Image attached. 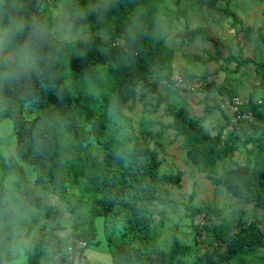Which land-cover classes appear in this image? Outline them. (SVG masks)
Returning <instances> with one entry per match:
<instances>
[{"label":"trees","instance_id":"trees-1","mask_svg":"<svg viewBox=\"0 0 264 264\" xmlns=\"http://www.w3.org/2000/svg\"><path fill=\"white\" fill-rule=\"evenodd\" d=\"M50 1L61 0H0V24L16 20L22 25L4 36V43L0 44V123L9 117L16 139L14 153L5 156L0 136V227L11 226L16 208L27 214L28 220L21 223L34 232L27 264L85 261L83 249L97 242L98 217L102 218L112 264H264V228L259 219L248 223L239 216L232 221L224 216L227 207L193 205L194 189L187 214L194 245L182 244L174 235L167 250L160 246L153 227L154 202L163 184L178 185L185 173L161 172L159 152L144 133L157 125L174 130L182 137L186 156L198 172L241 203L261 211L263 136L246 133L245 140L255 143L257 153L243 162L233 160L238 146L231 143V134L222 138L231 120L218 104L209 105L204 100L205 112L219 110L225 119L218 131L211 133L201 118L192 117L183 106L175 107L159 91L163 83H173V55L161 53L163 38H156L149 29L138 52L117 44L144 0H106L93 9H84L88 0H62L71 16L82 13L72 20L71 32L78 31L83 37L67 40L52 32L54 14ZM217 1L207 3L213 6ZM223 10L232 27L239 25L243 32L251 30L228 5ZM176 13L184 19L180 34L183 41L190 44L200 37L213 43L215 56L211 59L223 62L216 71L227 70L233 63V71L250 63L257 73L264 71V61L246 57L243 48L222 57L217 42L203 26L192 28L184 9L179 8ZM105 27L111 33L108 38L95 34ZM256 37L264 47L260 30ZM25 46L35 57L33 67L27 69L18 63ZM121 56L125 63L118 65ZM112 75L116 79L109 90L111 97L134 99L142 84L144 90L139 96L143 109L153 113L163 104V114L171 118L170 122L165 124L157 116L142 118L138 135L130 116L103 89ZM203 87L214 95L234 96L224 84L210 82ZM235 114L241 119L248 117L251 130L264 133V112L253 101L238 105ZM19 158L32 165L34 178L27 177ZM224 158L231 164L217 174L215 167ZM36 187L76 193L69 213L74 217L72 230L79 229V234L60 257L56 252L61 249V241L54 231L65 224L64 209L42 197ZM79 241L85 243L81 248L76 247ZM50 245L56 249L52 255L48 252ZM77 251L80 258H76ZM189 252H193L190 262L186 260ZM6 259L7 255H0V261Z\"/></svg>","mask_w":264,"mask_h":264},{"label":"rangeland","instance_id":"rangeland-1","mask_svg":"<svg viewBox=\"0 0 264 264\" xmlns=\"http://www.w3.org/2000/svg\"><path fill=\"white\" fill-rule=\"evenodd\" d=\"M207 2L208 0H144L132 25L123 33V38L118 40L117 44L127 51L138 52L144 34L149 29L156 38H163L164 45L161 53L172 52L173 78L184 80L181 87L175 86V83L169 85L165 82L158 87L159 91L162 95L168 96L175 107L183 106L192 117L201 118L202 125L207 130L216 133L224 124L225 119L219 110L210 113L205 112L204 100L209 105H217L220 100L226 97L214 95L211 91L208 92L203 85L210 82L224 84L226 88L233 90L234 96H237L244 103L246 100L253 101L264 112V71L257 73L255 66L251 63L240 66L237 71H233L234 63L227 67L229 71H216L217 67L223 66V62L211 59L210 56H215L213 43L200 37H197L190 44L183 41L180 34L183 32L184 19L176 12L179 8L184 9L192 28L199 25L203 26L209 32L210 37L217 42L222 57L229 53H237L240 48H243L246 57H251L256 61H264V47L256 37L257 30H260L264 35V0H218L213 6L208 5ZM105 3L106 0H88L84 9H93L99 4ZM50 4L54 14L52 28L54 35L65 40L82 38L83 35L78 31L75 34L71 32L72 20L82 14L81 11L71 16L64 1H50ZM226 5L235 11L245 26H250L249 32H243L239 25L235 28L231 26V21L226 17L223 10ZM95 34L106 39L111 33L108 27H105ZM121 63H125L124 56L118 60V65ZM182 74L185 75L184 78ZM148 78L153 81L152 77ZM115 79V76H110L104 82L103 89L109 95L110 100L130 116L138 135L140 134L138 126L142 118L148 119L157 116L165 124L170 122L171 118L163 114V104L153 113H147L143 109L142 98L139 96V92L144 90L142 84L138 86L134 99H129L126 96L111 97L109 90ZM151 95L150 93L149 96ZM222 110L231 120L224 130L222 138L225 139L231 134V143L238 146L232 159L243 162L247 156L255 157L257 147L255 143L245 140V134L250 133L254 137L261 135L264 143V133L261 130H251L248 117L241 119L233 110ZM144 135L149 137L151 145L156 147L159 152L161 172L174 175L177 170H181L185 173L178 185L163 184L160 196L154 202L155 223L153 227L158 233L159 244L163 249L167 250L170 247L174 235L182 244L194 245V233L187 216L193 189L196 193L192 201L193 205L215 204L218 207H227L224 216L232 221L239 216H242L243 220L248 223L259 219L264 228V211L259 210L256 206L241 203L238 199L230 196L224 187L212 185L205 174L198 172L189 162L184 141L174 130L157 125L150 128ZM0 136L3 138L2 153L5 156L13 154L16 139L13 136V123L9 117L0 123ZM18 160L27 177L34 178L36 173L32 165L20 158ZM230 164L231 161L228 158L219 160L215 172L220 173ZM36 188L42 197L64 209L65 224L63 223V227L58 225L54 231L61 241V249L56 252L57 256L60 257L66 254L67 245L73 239L78 238L75 235L79 234V229L72 230L74 217L69 213L72 204L76 201V193H67L59 188L56 190H51L48 187ZM96 227L97 242L88 244L83 249L85 261L68 259L67 264H84L86 261L90 264H112L111 255L102 232L101 217L96 219ZM54 250H56L55 246H48L49 255H52ZM187 254L186 260L192 261L193 252ZM24 264H27V256L24 259Z\"/></svg>","mask_w":264,"mask_h":264},{"label":"clouds","instance_id":"clouds-1","mask_svg":"<svg viewBox=\"0 0 264 264\" xmlns=\"http://www.w3.org/2000/svg\"><path fill=\"white\" fill-rule=\"evenodd\" d=\"M21 26L20 22L16 20H9L7 25L0 24V44L4 43V36H7L13 29L19 30ZM34 62L35 57L27 46L21 49L18 56L19 66L26 69L31 68ZM10 179H14V177H10ZM26 220H28L27 214L16 208L11 226L7 229L0 227V255L8 256V259L0 261V264H24L27 252L32 248L34 237V232H29L21 223Z\"/></svg>","mask_w":264,"mask_h":264},{"label":"built area","instance_id":"built-area-1","mask_svg":"<svg viewBox=\"0 0 264 264\" xmlns=\"http://www.w3.org/2000/svg\"><path fill=\"white\" fill-rule=\"evenodd\" d=\"M172 81H173V84L175 83V86H177V87H181V84L183 83L182 78H179V79H177V78H172ZM246 102H247V100H246ZM246 102H245V103H246ZM243 103H244V102H243L242 100H240L237 96H233V97H231V98L226 97V98L220 100V101L218 102V105H219V107H220L221 109H230V110L236 111L238 105H241V104H243ZM84 245H85V243H84L83 241H79V242H77L76 247H77V248H81V247H83ZM68 248H69V250H72V246H71V245H70ZM76 256H77V257L79 256L78 251H77V253H76Z\"/></svg>","mask_w":264,"mask_h":264}]
</instances>
